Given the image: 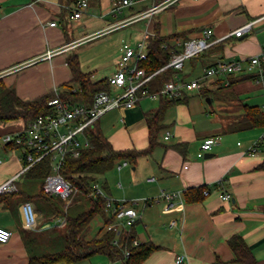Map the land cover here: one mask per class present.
<instances>
[{
	"label": "crops",
	"instance_id": "1",
	"mask_svg": "<svg viewBox=\"0 0 264 264\" xmlns=\"http://www.w3.org/2000/svg\"><path fill=\"white\" fill-rule=\"evenodd\" d=\"M77 1L0 0V78L20 98L34 99L70 83L67 58L72 54L92 79L107 78L116 69L121 41L135 44L147 40L156 27L159 36L176 34L169 41L177 50L182 41L211 29L214 43L201 56L186 61L181 73L185 80L199 78L215 57L239 60L258 54L264 46V0H174L165 4V0H133L119 10H114L115 0H86L81 17L73 19L69 11ZM156 5L153 12L128 21ZM52 21L56 24L50 25ZM141 21L143 24L138 23ZM248 22L253 23L249 32L240 36L232 33ZM96 44L103 48L97 51L102 61L92 67V71L99 69L98 73L82 68L83 53ZM202 88L212 97L214 119L203 105ZM202 88L189 93L186 103L167 110L158 144L148 154L140 155L134 165L115 166L119 173L130 167L131 173L126 172L125 184L117 180L111 186L105 179L106 193L115 199L135 201L140 213L133 226L136 238L156 247L141 264H177V255L184 256L180 264H243L235 260L228 244L233 235L243 238L255 264H264V126L244 128L239 123L242 105L264 111V88L250 72L211 77ZM195 98L197 108L191 110L190 102ZM152 99L142 97L132 108H115L99 118L100 128L114 149L147 147L144 113L158 105V101L151 103ZM170 109L175 113L168 114ZM22 126L18 119L0 123V136ZM210 136H219V141L198 157L201 142ZM253 146L255 150H251ZM0 150L5 154L19 152L8 162L0 156L1 185L21 170L22 152L20 148L5 150L2 145ZM22 177L23 173L17 180ZM202 185L209 190L207 196L184 200L187 189ZM114 189L117 194H113ZM162 191L180 194L167 204ZM223 192L230 194L229 200L220 197ZM22 201L30 200L15 196L8 206L0 202V226L12 232L10 239L0 244V264H28L34 250L27 237L40 238L39 233L55 230L38 218L36 230L24 228L19 211Z\"/></svg>",
	"mask_w": 264,
	"mask_h": 264
},
{
	"label": "trees",
	"instance_id": "2",
	"mask_svg": "<svg viewBox=\"0 0 264 264\" xmlns=\"http://www.w3.org/2000/svg\"><path fill=\"white\" fill-rule=\"evenodd\" d=\"M154 1L157 3L161 0ZM157 33L158 28L156 27L154 28V35L148 36L146 40L147 60L143 61L141 66L145 68L147 73L155 72L167 63L173 52L172 49L175 50L174 45L170 44L169 40L173 39L176 34L159 36ZM67 64L72 74L71 82L64 83L62 89H57L52 93H46L34 99L20 98L15 90L6 86L0 78V123L4 124L18 119L26 125L39 115L52 112L47 102L56 94L63 100L87 103L91 101L94 93L110 89L107 78L94 80L89 72L81 70L76 54H72L67 58ZM178 73L180 76L182 75V71ZM173 74L174 71L171 68L160 71L152 77L145 88L149 93L159 92L164 82ZM231 80H233V77L229 78V82ZM73 88H76V90L72 91ZM79 88H81V91L78 90ZM200 91L202 96H208L211 100L206 88H202ZM188 97L189 94H184L179 98H170L160 94L157 107L145 111L144 118L148 131V145L145 149H114L103 134L99 119L85 128L84 135L88 140V146L82 149L77 157L66 156L59 170L60 174L76 188L75 194L87 200L88 207L85 210L69 215L68 207L64 210L63 200L59 196L48 195L42 190L44 178L52 172L49 157L43 158L25 171L22 180L16 181L15 191L0 193V202L3 206H8L15 196L30 201L39 198L44 200L50 216L55 214L65 215L66 228L61 236L55 234V230H47L39 233L41 234L39 235L40 238L38 236L27 237V241L32 243L38 242L42 238L45 241L44 236L47 232L49 233L47 235L49 236V242L53 241L57 235L58 240H62L60 248L48 253L35 254L34 248H37V246H34L32 249L34 251L30 253L28 258V264L79 263L97 254L106 256L108 260H115L123 255L125 249L130 250V255L119 264H141L149 256L156 248L152 243L141 242L137 246L131 245V240L136 238L133 226L128 232L119 235L117 245L111 243L115 237V232L106 230L104 225L112 222L113 217L105 210V199L100 195L89 196V193L92 191L94 184H98L105 192L107 191L106 180L99 182L98 176L115 168L119 161L125 160L127 163L134 165L140 155L148 154L158 144V134L163 129V120L167 110L177 104L186 103ZM242 110L239 116L241 127L264 126V111L261 108L242 105ZM178 146L180 144H176V147ZM3 147L5 150L19 148L14 143H6ZM36 181L40 182L38 187H36ZM205 189H208L205 185L187 189L184 200L201 199V197H204L202 191ZM95 216L101 218L102 225L98 231L91 234V221ZM228 244L235 254V260L243 264H255V258L251 250L240 235L231 236L228 239Z\"/></svg>",
	"mask_w": 264,
	"mask_h": 264
},
{
	"label": "built area",
	"instance_id": "3",
	"mask_svg": "<svg viewBox=\"0 0 264 264\" xmlns=\"http://www.w3.org/2000/svg\"><path fill=\"white\" fill-rule=\"evenodd\" d=\"M174 0H165L162 4L171 3ZM133 0H115L114 10L129 6ZM86 0H78L70 9V17L79 19L87 8ZM158 5L134 15L128 21L141 18L149 12H153ZM1 8V5H0ZM55 25V21L49 23ZM252 22H248L232 31L236 36H240L252 29ZM214 43L211 29H203L201 35L182 41L180 49H172V54L162 67L152 73H147L141 63L147 60L146 39H142L135 44L122 40L120 45V57L116 69L108 77L109 90H101L94 93L90 102L80 103L61 99L57 94L50 98L47 105L52 112L39 115L34 120L15 131L7 132L0 136V145L14 143L21 149L22 168L19 173L0 185V193H10L16 190L17 177L41 161L49 157L52 172L49 173L42 182V190L48 195L59 196L63 200V208L67 209L72 196L76 193V188L66 180L59 172L66 156L77 157L80 151L88 146V140L84 135V130L93 124L106 112L115 108H132L142 97L155 98L166 95L170 98H179L184 94L199 91L208 78L226 77L229 75L250 72L254 75L255 81L264 88V46L258 54L247 58L225 61L220 57H215L204 66L202 75L199 78L185 80L178 73L182 71L186 61L202 55ZM165 46V45H164ZM171 68L174 71L172 77L167 79L159 92L149 93L145 88L152 77L160 71ZM73 88L72 91H75ZM81 91V88L78 89ZM264 110V108H263ZM168 138V133L165 139ZM264 138V132L261 135ZM219 141V136H210L203 139L197 152L198 157L209 152L213 145ZM255 150V146L251 148ZM2 159L0 158V164ZM127 164L122 161L117 164V168ZM153 181L154 178H149ZM178 191L164 192L161 197L170 204L179 196ZM204 196L209 194V190L202 191ZM100 195L105 199V210L113 217V221L105 224L106 230L115 232L112 244H118V237L124 232H128L140 218V213L134 207L135 201L125 199H115L109 196L98 184L93 185L89 196ZM223 200H229L230 194L223 192L220 194ZM148 200L144 199V203ZM21 224L28 230H36L38 225V214L31 201H22L19 207ZM45 227L57 228L65 227V215L55 214L49 216L45 221ZM11 230L0 226V244L6 243L11 237ZM141 243L137 238L131 240L132 246ZM130 255V250L125 249L123 255L115 260H109L106 264H119L124 258ZM184 259L183 255H177L175 262L180 264ZM75 264V263H67Z\"/></svg>",
	"mask_w": 264,
	"mask_h": 264
},
{
	"label": "rangeland",
	"instance_id": "4",
	"mask_svg": "<svg viewBox=\"0 0 264 264\" xmlns=\"http://www.w3.org/2000/svg\"><path fill=\"white\" fill-rule=\"evenodd\" d=\"M138 23L139 24H143L142 21L138 22ZM95 37H97V36H95ZM96 45H97L96 48H95V46L90 47L89 49L87 48L88 50H86L83 53V55H82V60H83L82 68L84 70H86V71H91V72H97L98 73L99 69H97L95 71H92V67L96 66L95 62H101L102 61L100 58H97L98 57L97 56V51L99 49H103V48H101V46H98V44H96ZM84 46H82V47H84ZM80 59H81V57H80ZM206 97H208V96H205L203 98V105L206 107V109L209 111V113H211L212 108L215 109V106L212 103H208V101H206ZM157 101H158V99L154 98V99H152L151 103L157 104ZM196 105H197V102H196V98H195V99H193L190 102V109L191 110L196 109L197 108ZM211 106H212V108H211ZM205 112H204V115L208 116V112H207V114ZM174 113H175L174 109H170V111L168 112V114H170V115L174 114ZM211 114H213V112ZM211 116H212V119L215 118V114H213ZM18 154H19L18 151H14L13 153H10V154H5V153H3L0 150V156L4 160H7V162L10 159V157H15ZM12 166H14V168L18 167L15 161H13ZM0 169H1V167H0ZM130 169H131L130 167L126 168V169H124L123 171H121L119 173L116 170V168H113V169L107 171L105 174H103L101 176H98V180H99V182H103V180L106 179L107 182L109 183V185H111V186H113L114 183L117 180H120L123 184H125V179L127 177V173L126 172L131 173ZM39 183H40L39 181L35 182L36 187H38ZM117 193H118V191L116 189H114L113 194H117ZM116 196H118V195H116ZM32 202H33L34 206L37 209V213H39L38 220L40 221V223L44 222L48 218V216H50V214H48L47 206L45 205L44 200H41V199L38 198V199L33 200ZM139 203H142V202L140 201ZM87 207H88L87 200L82 198V197H79L77 194H74L72 196L71 200H70L69 205H68V214L69 215H74V214L78 213L79 211L85 210ZM101 225H102L101 218L99 216H95L93 218V220L91 221V234H94L96 231H98V229L101 227ZM65 228L66 227H57V228H55V232H56L55 234H58V235L61 236L62 233L65 232ZM48 234L49 233L46 232V234L44 236L45 241L42 238L38 242L36 241L35 243L31 244L32 247L37 246V248H34V250L36 252L35 254L48 253V252H52V251L57 250L58 248H60V246L62 244V240H60V239L58 240V235L57 236L54 235L55 236V238H54L55 241L53 240V241L49 242V239H48L49 236H47ZM85 262H90L91 264H106V263L109 262V260H108V258L106 256L97 254V255H94V256L90 257L87 260H84L82 262L75 263V264H84Z\"/></svg>",
	"mask_w": 264,
	"mask_h": 264
},
{
	"label": "water",
	"instance_id": "5",
	"mask_svg": "<svg viewBox=\"0 0 264 264\" xmlns=\"http://www.w3.org/2000/svg\"><path fill=\"white\" fill-rule=\"evenodd\" d=\"M206 101H208V103H210V100H209V98H208V97L206 98ZM206 156H209V155H206Z\"/></svg>",
	"mask_w": 264,
	"mask_h": 264
}]
</instances>
